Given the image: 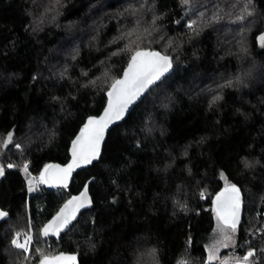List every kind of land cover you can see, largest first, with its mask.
Segmentation results:
<instances>
[{"label":"trees","instance_id":"obj_1","mask_svg":"<svg viewBox=\"0 0 264 264\" xmlns=\"http://www.w3.org/2000/svg\"><path fill=\"white\" fill-rule=\"evenodd\" d=\"M262 37L264 0H0V207L9 213L0 264L59 251L77 252L78 264H264ZM139 48L170 55L172 72L68 189L45 186L43 167L68 160L71 139ZM90 177L92 206L42 238V224ZM229 185L242 214L218 259L213 198ZM29 221L24 252L11 241Z\"/></svg>","mask_w":264,"mask_h":264},{"label":"snow or ice","instance_id":"obj_2","mask_svg":"<svg viewBox=\"0 0 264 264\" xmlns=\"http://www.w3.org/2000/svg\"><path fill=\"white\" fill-rule=\"evenodd\" d=\"M170 66L166 56H161L156 52L136 51L128 63L123 79H117L111 85V90L108 92L109 103L104 113L98 118L90 117L81 129L80 135L73 141V162L63 169H60L59 166H46L44 172L41 173L40 182H47L45 174L50 168H55L62 175H55L54 179L58 184L66 186L67 175L71 173L73 167L79 166L81 161L91 163L99 155L100 141L103 139L104 130L108 125L114 120L121 119L128 105L149 85L159 80ZM11 139L12 136L9 134L5 143L11 141ZM24 170L27 171V166H25ZM0 175H2V171H0ZM225 193H230V195L225 198ZM90 203L91 201L87 199L86 192H82L79 197H72L52 220L44 226L42 230L43 236L48 237L50 234L58 236L61 230L75 219L76 213L80 208L86 207ZM215 203L217 204L216 213L219 221V231L226 233L230 229L231 232H235L239 222L240 190L235 185H229L224 192L217 195ZM4 215V213L0 212V218ZM19 236L20 234L17 233V238L13 239L11 243L15 248L27 252L33 237L27 235L21 243L18 239ZM225 239H230V236L226 234ZM251 255L253 253L249 252L244 257V260L247 261ZM212 258V256L209 257V259ZM75 259V256H45L40 264H74Z\"/></svg>","mask_w":264,"mask_h":264},{"label":"water","instance_id":"obj_3","mask_svg":"<svg viewBox=\"0 0 264 264\" xmlns=\"http://www.w3.org/2000/svg\"><path fill=\"white\" fill-rule=\"evenodd\" d=\"M136 51H146V52H156V53H159L161 56H166V57H168V60H169V62H170V67L168 68V70L166 71V72H164L163 73V75L160 77V79L159 80H156V81H154V83H152L151 85H149L135 100H133L132 101V103H130L129 105H128V107L126 108V110H125V112H124V115L122 116V118L121 119H119V120H114L112 123H110L109 125H108V127L104 130V134H103V139L100 141V145H99V155L95 158V159H93L92 161H91V163H84V162H80L79 163V166H75V167H73V169H72V171H71V173L69 174V175H67V178H66V181H65V183H66V186H63V185H61V184H58L57 182H56V180L54 179V176L55 175H62V173H58L57 172V170L55 169V168H50L49 170H48V172L45 174V177H46V180H47V182H45V183H43L45 186H47V187H49V188H54V189H59V190H64V189H68L69 187H70V185H71V182H72V179H73V176H74V174L77 172V171H79V170H81V169H84V168H86V167H89V166H91L93 163H95V162H97L99 159H100V156H101V153H102V148H103V145H104V142H105V140H106V137H107V134H108V132H109V130L111 129V128H113L114 126H116L117 124H119L120 122H122L126 117H127V115L129 114V112L132 110V108L136 105V103L137 102H139L142 98H143V96L155 85V84H157L158 82H160L165 76H167V75H169L171 72H172V69H173V63H172V58H171V56L170 55H167V54H164V53H162L161 51H159V50H157V49H151V48H139V49H137V50H135L132 54H131V56H130V58L128 59V61H127V63H126V65L124 66V68H123V70H122V72H121V74L117 77V78H115L113 81H112V83L110 84V86L108 87V89L105 91V97H106V101H105V104H104V106H103V108L101 109V111L98 113V114H96V115H89V116H87L86 118H85V120L83 121V123L80 125V127H79V129L77 130V132L75 133V135L73 136V138L71 139V141H70V143H69V146H68V160L65 162V163H59V162H51V163H48V164H46L44 167H43V169H42V171H41V173H43L44 172V170H45V168H46V166H49V165H51V166H59V168L60 169H63V168H66L69 164H71L72 162H73V156H72V149H73V141H75L76 139H77V137L80 135V131H81V129L83 128V126L87 123V121H88V119L90 118V117H100L103 113H104V110H105V108L108 106V103H109V96H108V92L111 90V85L114 83V81L115 80H117V79H123V75H124V72H125V70L127 69V67H128V63H129V61H130V59H131V57H132V55H134L135 54V52ZM6 147V145L4 146V148ZM93 179V177H90L89 179H87L86 181H85V183L83 184V186L81 187V189L78 191V192H76V193H72V194H70L62 203H61V205L58 207V209L42 224V226H41V228H40V235H41V237L42 238H44V239H49V238H58L59 236H60V234L61 233H63V232H65L66 230H68L69 229V227L72 225V223H74L76 220H77V218H78V216L80 215V213L83 211V210H85V209H88V208H90L91 206H92V199H91V196H90V193H89V184H90V182H91V180ZM228 187V186H227ZM227 187H224V188H222V189H220L217 193H216V195L214 196V198H213V206H214V209H215V212H216V208H217V204L215 203V201H216V197H217V195L218 194H220V193H222V192H224V190L227 188ZM82 192H86V196H87V199L88 200H90L91 201V203L90 204H88L86 207H83V208H80V210L76 213V217H75V219H73L70 223H69V225L66 227V228H64L63 230H61V232H60V234L57 236V235H53V234H50L48 237H44L43 236V234H42V230H43V228H44V226L46 225V224H48L49 223V221H51L52 220V218L60 211V209L67 203V201H69L70 199H72V197H79L80 196V194L82 193ZM230 195V193H225V198L227 197V196H229ZM242 200H243V196H242V193H241V191H240V207H239V219H240V217H241V214H242ZM0 212H2V213H4L5 215L2 217V218H0V222L1 221H3L4 219H6L7 217H8V212L6 211V210H4V209H2L1 207H0ZM217 214V213H216ZM60 255H64V256H75V262H74V264H78V253L77 252H63V251H59V252H57L56 254H54V255H50V256H48L47 255V257H54V256H60ZM45 256H43L36 264H40V262H41V260L44 258ZM241 264H244V262H242Z\"/></svg>","mask_w":264,"mask_h":264},{"label":"rangeland","instance_id":"obj_4","mask_svg":"<svg viewBox=\"0 0 264 264\" xmlns=\"http://www.w3.org/2000/svg\"><path fill=\"white\" fill-rule=\"evenodd\" d=\"M25 165H27V163H25L23 166H22V168H21V171L23 170V168H24V166ZM35 192V190L32 192V193H34ZM29 228H28V230H26V231H20L21 233H23V239L22 240H20V241H22L23 242V240H24V238H25V236H27V235H30V236H32L33 237V234H32V230H31V221H29ZM20 232H17V233H20ZM17 233H15V235L17 234ZM236 231L235 232H231V230L229 229V230H227V232L226 233H222V232H220V231H217L213 236H212V239H213V242H214V244H215V247L213 248V251H211V253L216 257V258H218V259H220V257H219V249L220 248H223V247H230V246H233L234 244H235V241H236ZM228 235V236H230V239H225V235ZM14 235V236H15ZM32 241H33V239H32ZM29 248H30V246H29ZM29 251V250H28ZM213 255H211L212 257H213ZM214 258V257H213ZM212 258V259H213ZM226 259H228V260H234L235 258L231 255V254H229V255H226V258H225V260ZM240 260H244L243 258L242 259H240Z\"/></svg>","mask_w":264,"mask_h":264},{"label":"built area","instance_id":"obj_5","mask_svg":"<svg viewBox=\"0 0 264 264\" xmlns=\"http://www.w3.org/2000/svg\"><path fill=\"white\" fill-rule=\"evenodd\" d=\"M25 166H27V171H25L24 169H25ZM24 166V168H23V170L21 171V173H22V175L24 176V178L26 179V181H27V183H28V186H29V192L30 193H32L33 191H34V189H35V184H34V181H33V179H32V176L30 175V173H29V170H28V164L27 165H25ZM41 178V177H40ZM31 189V190H30ZM20 234V236H19V242H20V240H22L23 239V233H19ZM15 238H17V234L14 236V238L13 239H15Z\"/></svg>","mask_w":264,"mask_h":264}]
</instances>
